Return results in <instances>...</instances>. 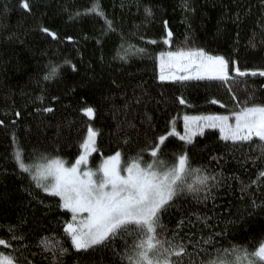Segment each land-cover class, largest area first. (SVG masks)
Instances as JSON below:
<instances>
[{
  "label": "trees",
  "instance_id": "trees-1",
  "mask_svg": "<svg viewBox=\"0 0 264 264\" xmlns=\"http://www.w3.org/2000/svg\"><path fill=\"white\" fill-rule=\"evenodd\" d=\"M96 2L29 0V10L0 0V250L16 264H128L120 253L132 233L75 249L63 227L72 213L15 159L19 148L26 164L54 157L70 164L92 125L99 129L92 159L119 150L123 162L136 155L146 162L159 144L166 164L186 153V167L214 177L207 193L185 191L161 213L157 231L186 250L172 256L174 264H221L234 246L255 252L264 242L260 139L225 140L218 128H205L189 143L173 128L184 133L185 115L264 103V74L158 76L159 54L182 44L231 56L241 68L264 67V0H98L101 11H90ZM88 106L92 117L82 111Z\"/></svg>",
  "mask_w": 264,
  "mask_h": 264
},
{
  "label": "snow or ice",
  "instance_id": "snow-or-ice-1",
  "mask_svg": "<svg viewBox=\"0 0 264 264\" xmlns=\"http://www.w3.org/2000/svg\"><path fill=\"white\" fill-rule=\"evenodd\" d=\"M20 2L24 9L30 10L29 0ZM90 11H101L98 0ZM145 11L151 10L145 7ZM107 23L110 27L111 22ZM43 31L49 32L50 29L45 27ZM51 35L56 36V32L51 31ZM171 36L172 32L168 30L164 39L167 40ZM159 57L158 79L161 81L176 80V68L183 69L181 80L216 77L227 81L232 73L264 74V67L241 68L238 61L231 56L226 58L224 55H213L203 47H179L176 51L161 52ZM72 67L75 68V65ZM50 76L51 74H46V78ZM180 99L182 103H186L183 97ZM215 102L221 103L220 100ZM44 111H51V106ZM82 111L88 117L95 115L92 106L85 107ZM16 115H19V112ZM230 116L234 117V123L230 122ZM184 121V133L177 132L175 128L173 132L185 142L190 143L196 133L203 134L205 128H218L225 140L250 141L253 137H258L261 146H264V103H245L241 110L233 113H208L191 117L185 115ZM0 124H3V121H0ZM98 131L99 129L88 125L87 137L82 144L83 151L77 156L75 163L69 166L59 157L42 158L45 160L42 165L26 164L19 148L15 150V159L19 168L30 172L45 193H52L60 198V207L71 211L72 219L66 221L63 227L70 235L75 249L103 247L117 236L132 233V242L125 245L120 253L121 259L126 258L128 264H174L172 256L175 253H185L186 250L182 244L169 241L163 237L162 232L157 231L161 213L170 208L169 202L174 203V198L185 191L207 193L209 180L214 177H210L201 169L186 167V153L180 154L176 163L166 164L156 155L159 144L148 149L153 156L148 162L142 161L140 156L136 155L121 164V151L117 150L107 156L97 168L85 166L81 169V164L85 163L89 154L95 150ZM158 139L165 141L166 137L161 135ZM4 243L5 241L0 239V244ZM60 250L66 251L63 248ZM225 252H231V258L221 264H264V243L252 253L239 246ZM0 264H16V260L11 253L5 255L0 252Z\"/></svg>",
  "mask_w": 264,
  "mask_h": 264
},
{
  "label": "rangeland",
  "instance_id": "rangeland-1",
  "mask_svg": "<svg viewBox=\"0 0 264 264\" xmlns=\"http://www.w3.org/2000/svg\"><path fill=\"white\" fill-rule=\"evenodd\" d=\"M185 46H187L186 44H182V45H179V46H177V48H179V47H185ZM190 47H193V46H190ZM177 48H175V49H168V50H166L165 51V53H167L168 51H176L177 50ZM175 74H176V76H177V79H180V76L181 75H183L184 74V72H183V69H181V68H176L175 69ZM193 78H195V77H193ZM209 78H216V77H209ZM191 117V116H190ZM233 119H230V122H233L234 123V117H232ZM114 154V153H113ZM92 154L90 153L89 154V156H88V159H87V161L85 162V163H83V164H81V169L83 168V167H85V166H87V167H90V168H97L99 165H100V163L107 157V156H105V157H103L102 159H92V156H91ZM109 156V155H108ZM121 164H125V162H123L122 161V157H121ZM146 162H148V161H146ZM63 163L66 165V166H69L70 164L69 163H66V162H64L63 161ZM72 163H75V161L74 162H72ZM69 210V209H68ZM70 211V210H69ZM71 212V211H70ZM49 242V241H48ZM264 243V242H263ZM0 252H2V253H4L5 255H7L5 252H3V251H1L0 250Z\"/></svg>",
  "mask_w": 264,
  "mask_h": 264
}]
</instances>
